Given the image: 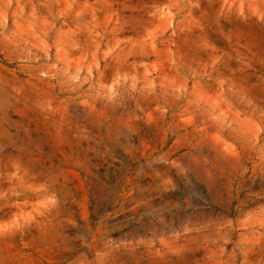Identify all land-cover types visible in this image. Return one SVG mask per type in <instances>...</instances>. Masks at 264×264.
Listing matches in <instances>:
<instances>
[{"label":"rangeland","instance_id":"374dc122","mask_svg":"<svg viewBox=\"0 0 264 264\" xmlns=\"http://www.w3.org/2000/svg\"><path fill=\"white\" fill-rule=\"evenodd\" d=\"M0 264H264V0H0Z\"/></svg>","mask_w":264,"mask_h":264}]
</instances>
